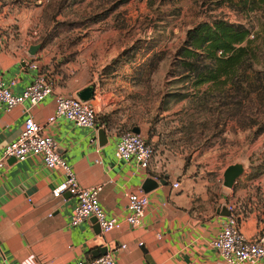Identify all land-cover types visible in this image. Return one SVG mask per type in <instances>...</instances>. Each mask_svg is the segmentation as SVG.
<instances>
[{
    "label": "crops",
    "instance_id": "obj_1",
    "mask_svg": "<svg viewBox=\"0 0 264 264\" xmlns=\"http://www.w3.org/2000/svg\"><path fill=\"white\" fill-rule=\"evenodd\" d=\"M3 3L0 73L6 82L17 80L15 94L21 93L36 75L29 63L38 64L41 71L56 80L57 94L77 97L79 91L95 84L96 72L87 65L75 74L54 67L47 44L43 45L35 29L36 19H27L19 3ZM38 45L41 48L34 52L33 47ZM117 86L98 85L92 101L97 114L111 118L105 146L99 145L98 127H77L66 119L49 123L56 109L52 95L30 111L24 105L0 113V155L6 145L17 139L31 114L56 139L57 152L73 168L82 187L103 185L100 202L111 216L127 217L126 195L142 190L149 177L166 180V186L146 193L150 205L142 224L136 228L124 224L106 235L93 218L72 227L76 199L69 193L60 198L53 196V190L65 179L63 171L47 169L36 157L24 162L9 160L0 170V264H78L95 259L102 248H107L118 264H226L210 241L227 218L221 215L222 208L228 211L230 204L240 205L241 231L246 238L264 236V178L250 181L258 194L240 186L245 182L243 177L233 188L225 187L227 168L222 170L221 181L220 166H199L200 162L192 158L187 161L155 132L151 136L148 119L137 110L122 111L125 106L120 101L124 97ZM113 88L121 97L113 100ZM136 128L156 149L149 171L134 160L124 162L115 157L119 135ZM174 183L180 187L175 189ZM247 264H264V258Z\"/></svg>",
    "mask_w": 264,
    "mask_h": 264
},
{
    "label": "rangeland",
    "instance_id": "obj_2",
    "mask_svg": "<svg viewBox=\"0 0 264 264\" xmlns=\"http://www.w3.org/2000/svg\"><path fill=\"white\" fill-rule=\"evenodd\" d=\"M8 1L19 3L27 19H36L35 29L41 42H46L54 67L75 74L87 65L96 72V87L118 84L124 97L122 111L137 110L177 154L192 155L199 166H220L221 181L224 168L243 164L245 182L240 186L258 194L248 177L264 162V132L255 135L264 127V113L258 104L248 109L243 102L209 113L218 107L215 97L197 95L194 80L182 78L178 54L190 29L224 18L252 29L264 69V5L251 13L237 2L224 0ZM209 91L220 95L216 89ZM113 92V100L121 97L114 88ZM190 123L194 133L179 134H187Z\"/></svg>",
    "mask_w": 264,
    "mask_h": 264
},
{
    "label": "built area",
    "instance_id": "obj_3",
    "mask_svg": "<svg viewBox=\"0 0 264 264\" xmlns=\"http://www.w3.org/2000/svg\"><path fill=\"white\" fill-rule=\"evenodd\" d=\"M4 9L3 0H0V14ZM3 42V31L0 27V47ZM31 70L36 71L33 81L19 94L14 93L16 79L6 82L0 73V113L10 112L18 106L28 105V111L41 104L47 97L54 95L56 109L49 123L59 119H66L77 127L97 128V111L92 102H83L78 97H67L55 93L56 80L40 70L36 63L28 64ZM57 141L45 132V127L38 124L33 115H29L24 122L23 129L17 139L6 145L0 155V170L7 162L15 159L24 162L29 158H39L47 169H60L65 175L64 181L53 190V196L60 198L69 193L76 199V206L70 219V225L76 227L91 218L97 220L103 234L117 231L127 224L131 228L142 224L146 211L150 205L149 196L142 190L128 193V215L119 219L109 215L100 202L103 185L82 187L73 168L57 152ZM155 150L147 144L142 135L133 131L119 135L115 145L116 159L124 162L134 160L141 169L149 171L152 167ZM100 163V161H96ZM173 187L178 189L179 183ZM230 216L221 226L219 233L210 241V246L216 250L226 264H247L264 258V236L248 239L241 231L240 205L227 206ZM264 215V213H263ZM142 245V244H140ZM125 248V246L123 247ZM78 264H118L112 253H107L95 259L82 260Z\"/></svg>",
    "mask_w": 264,
    "mask_h": 264
},
{
    "label": "trees",
    "instance_id": "obj_4",
    "mask_svg": "<svg viewBox=\"0 0 264 264\" xmlns=\"http://www.w3.org/2000/svg\"><path fill=\"white\" fill-rule=\"evenodd\" d=\"M224 1H229L231 4L237 2L251 13L261 10L264 5V0ZM253 35L252 29L247 25L224 18H214L211 22L199 23L187 32L184 45L178 54L179 64L183 69L181 75L187 82L194 80V88L198 89L197 95L215 97L214 104L218 107L209 109V113L214 114L219 108L229 106L233 102L247 103L248 109L255 108L258 104L264 113V69L261 61L263 56L256 46L257 37ZM43 45H46L45 41ZM206 85L210 86L209 89L202 90L201 87ZM212 88L218 90L220 95L212 96V91H209ZM228 94H230V102L225 101L229 98ZM205 106L208 108L209 104ZM96 123L98 128L108 129L111 127V118L109 115L97 114ZM190 125L187 134L183 131L179 134L182 133L184 136L193 134L191 130L194 124L190 123ZM263 132L264 127L255 135ZM150 133L152 136V130ZM146 142L156 151L149 139H146ZM191 157L192 155H189L186 160L189 161ZM262 175H264V162L256 167L255 175L248 177V180L256 181Z\"/></svg>",
    "mask_w": 264,
    "mask_h": 264
},
{
    "label": "water",
    "instance_id": "obj_5",
    "mask_svg": "<svg viewBox=\"0 0 264 264\" xmlns=\"http://www.w3.org/2000/svg\"><path fill=\"white\" fill-rule=\"evenodd\" d=\"M40 48L41 47L38 45V46L33 47V50L34 52H37ZM77 97L83 102H92L96 97V86L90 85L84 88L83 90L78 92ZM133 133L136 135H140L141 131L140 129L136 128V129H133ZM98 141H99L100 146H105L108 143V136L106 133V129L103 127L98 129ZM11 161H15V159H11ZM244 172H245V169H244L243 164L238 163V164L229 166L224 173V186L230 189L233 188L236 182L242 177ZM167 184L168 183L166 180L157 181L149 177L143 183L142 190L148 194L151 191L159 188L161 185L166 186ZM221 215L229 217L230 212L227 211L225 207H223ZM93 219L97 222L95 218ZM107 253H108L107 248L99 249L97 251V255L95 256V258H98L102 255H106Z\"/></svg>",
    "mask_w": 264,
    "mask_h": 264
}]
</instances>
